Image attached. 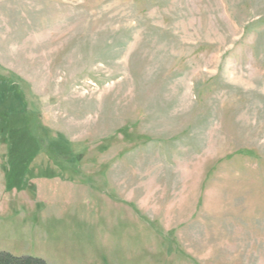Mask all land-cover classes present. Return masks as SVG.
<instances>
[{"label":"rangeland","instance_id":"rangeland-1","mask_svg":"<svg viewBox=\"0 0 264 264\" xmlns=\"http://www.w3.org/2000/svg\"><path fill=\"white\" fill-rule=\"evenodd\" d=\"M0 251L264 264V0H0Z\"/></svg>","mask_w":264,"mask_h":264},{"label":"trees","instance_id":"trees-1","mask_svg":"<svg viewBox=\"0 0 264 264\" xmlns=\"http://www.w3.org/2000/svg\"><path fill=\"white\" fill-rule=\"evenodd\" d=\"M0 264H48L41 258L32 256H14L8 252L0 251Z\"/></svg>","mask_w":264,"mask_h":264}]
</instances>
